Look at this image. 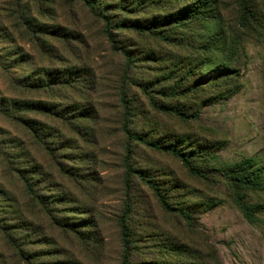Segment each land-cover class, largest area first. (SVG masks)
I'll return each instance as SVG.
<instances>
[{
    "label": "rangeland",
    "instance_id": "1",
    "mask_svg": "<svg viewBox=\"0 0 264 264\" xmlns=\"http://www.w3.org/2000/svg\"><path fill=\"white\" fill-rule=\"evenodd\" d=\"M96 1L0 0V264H264V0Z\"/></svg>",
    "mask_w": 264,
    "mask_h": 264
},
{
    "label": "trees",
    "instance_id": "2",
    "mask_svg": "<svg viewBox=\"0 0 264 264\" xmlns=\"http://www.w3.org/2000/svg\"><path fill=\"white\" fill-rule=\"evenodd\" d=\"M81 1V0H80ZM82 2L89 7L90 11L99 16L102 20L105 21V33L107 34H111L110 32V28H111V24L109 21V16H107L106 14H104V11L101 9V11L98 10L99 6V2H97L96 0H82ZM215 0H190L189 2H187L185 5H183L181 8H179L176 12V15L180 18L182 16L187 17L188 19H200V22L203 21V16L202 14L207 12V14L209 13V15H214L216 13V8H215ZM121 8H126V6H122ZM215 17V16H213ZM127 23L125 22H117L115 24H112L113 28L116 27L118 29H123L125 28V25ZM205 28H211L210 22L209 21H205V23L203 24ZM136 28H138L139 30H144L145 28H143V26L141 25H134ZM112 42L114 43L115 41L112 40ZM122 51L126 54V58L128 61H130L129 59V55L128 52L124 51L122 49ZM223 67H226L225 65ZM204 71L205 70H201ZM206 73V72H205ZM159 109L164 110V111H172L177 115H182L183 117H187V115H184L182 112H180L179 110L176 109H172V108H165V107H160ZM192 116H197V114H192ZM125 133L128 135L129 139H133L136 141H141L143 144L150 146L152 148H155L157 150H162L168 153L173 154L174 156H176L187 168L188 170L193 173V174H198L199 173V169L194 167V165L191 162V158L190 155L184 154L182 152H179L175 147H173V145L170 144H158L156 142H149L147 140L141 139L139 136H136L134 134H132L131 132L128 131V129L125 128ZM255 164V160L252 158H245L239 162H235L233 164H223V173L224 175L229 178L236 190H261L264 187V175H261L259 173V171L255 168H253ZM129 170V167H128ZM139 177L140 179L146 181L147 183L151 184L150 182H148V180L144 179L141 175V173H139ZM151 188L155 191V195L157 196V198L160 200L161 205L169 210L170 207L168 206V204L165 202L162 194H160V191L154 186V185H150ZM240 198V196H239ZM238 203L240 204V208L243 212V215L245 216V218H249L250 215H252L253 211H255L258 206H253V205H249V204H245L243 202H241L240 200H238ZM183 214V217L188 218V216L186 214ZM128 234L126 232V230L124 228H122V240H123V244L125 247V255H124V264H131L129 262H127L126 258H127V247H128V238H127ZM138 264H148V263H138Z\"/></svg>",
    "mask_w": 264,
    "mask_h": 264
}]
</instances>
